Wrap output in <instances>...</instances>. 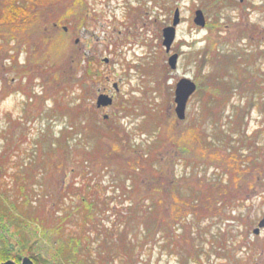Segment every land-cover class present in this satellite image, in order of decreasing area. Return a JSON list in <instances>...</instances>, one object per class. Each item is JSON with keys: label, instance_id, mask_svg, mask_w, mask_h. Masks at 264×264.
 I'll return each instance as SVG.
<instances>
[{"label": "rangeland", "instance_id": "obj_1", "mask_svg": "<svg viewBox=\"0 0 264 264\" xmlns=\"http://www.w3.org/2000/svg\"><path fill=\"white\" fill-rule=\"evenodd\" d=\"M233 1L60 0L57 13L63 14V21L56 19L41 27L39 23L26 25L24 34L7 43L0 34V153L6 151L10 156L9 165L29 166L21 171L30 179L32 176V191L45 201L47 211L60 193H67L81 160L105 187L109 201L113 199L112 208L115 204L123 208L126 198L118 197L123 190L118 185L124 183V171L121 165L112 164L151 151L160 123L168 137L161 136L164 141L154 150L159 160L155 167L162 171L157 178L147 174L140 179L142 195L154 192L164 198L162 213L170 224L176 217L172 207L175 191L182 200L190 201L191 205H182L192 211L185 222L191 225L193 245L182 244L176 251L144 246L135 254L137 264H182L183 258L185 264H198V257L203 264H264V228L258 234L253 232L264 213V0ZM45 3L31 0L38 10ZM176 7L180 22L171 51L179 56L176 68L171 69L162 29L171 23ZM196 9L203 11L204 26L193 22ZM66 18L71 21L65 22ZM43 34L53 40L48 42ZM31 48L43 58L33 66ZM89 54L99 60L102 77L91 86L94 92L73 121L63 105H72L79 94L69 91L66 83L71 73L82 72ZM49 71L56 72L55 81L50 80ZM209 74L219 88L214 90L207 82L206 93L200 96L201 82ZM182 77L194 81L197 89L187 101L185 118L179 120L173 98L175 84ZM104 90L113 96V103L98 108L96 96ZM218 90L210 110L208 92ZM192 124L222 154L237 151L244 163L249 155L254 162L263 163L261 171L237 173L235 183L233 180L214 205L207 203L206 193L213 189L214 180L229 183L235 170L201 154L199 144L193 145V138L186 135ZM180 137L183 142L178 141ZM101 142L110 151L121 143L123 150L115 158H106L103 167L94 168L85 159L86 152ZM14 180H10L12 187H16ZM168 230L178 240L183 233L177 224ZM17 247L19 261L5 258L0 262L20 264L25 257L33 262L27 245Z\"/></svg>", "mask_w": 264, "mask_h": 264}, {"label": "trees", "instance_id": "obj_2", "mask_svg": "<svg viewBox=\"0 0 264 264\" xmlns=\"http://www.w3.org/2000/svg\"><path fill=\"white\" fill-rule=\"evenodd\" d=\"M45 1L41 11L38 10L39 6L31 4V0H0V34L5 37L2 39L6 43L10 39H17L20 34L25 33L26 25L32 27V24L39 23L41 27L49 25L53 21H63V14L57 13L60 0ZM233 2V0H226L228 4ZM77 19L80 18L77 17ZM69 21L71 20L65 19V22L69 23ZM42 36L48 38V42L53 40L45 34ZM28 52L30 53V47ZM205 53L207 52H202V54ZM30 55L31 66L42 58L41 52L36 49L31 48ZM223 57L225 58V55ZM83 66L82 72L71 73L68 83H66L69 91L79 94L72 105H63V110L73 121L81 114L85 99L91 97L94 92V87L91 86L102 77L99 60L93 55L89 54L85 57ZM22 67L26 69L24 64ZM55 73L50 72V80L55 81ZM39 77H43V75L40 74ZM206 77L205 83L202 81L203 85L201 84L199 87V92L202 90L199 93L200 96L202 93L205 95L204 85L207 82L209 83L207 86L214 90L219 88L218 81H214L211 74ZM208 93L211 96V101H209L211 110L215 106L217 99L215 96L218 95L219 90ZM159 125L160 123L157 125L158 136H155L151 151L147 150L134 159L126 156L127 160L125 159L124 163L114 161L112 164L121 165L124 171L125 177L122 179L124 183L120 182L118 185L123 189L119 191L118 197L126 198V205L121 209L117 207V204L114 205L115 209L112 208L111 201L113 199L109 201L105 187L101 185L100 181L94 179L96 174H92L89 171L90 168H86L85 163L87 162L81 160L80 171L77 174L74 173V179L68 185L67 193H60L55 198L50 210L47 211L45 201L39 199L40 196L32 191V176L30 179L28 173L24 174L21 171L22 169L28 170L29 166L19 165L17 162L9 165L11 163L8 160L10 156L6 151L0 153V259L10 258L19 261L20 250L17 249V246L27 245L31 250L34 264H137L135 254L144 246L150 248V245L153 244L164 251H176L182 244L193 245L191 243L193 238L189 236L191 225L185 222L187 214L192 211H187L183 207L186 205H182L183 202L191 205L190 201L182 200L181 194L175 191L173 196L175 204L172 207L176 217L170 224L162 213L164 198L158 197L152 189L153 195L146 194L144 197L142 195L143 183L140 179L147 174H153L157 178L162 171L155 167L159 160L156 159L154 150L157 151L160 142L164 141L161 136H164L165 139L168 137L163 126L159 127ZM90 126V130H94V127ZM167 127L169 128V126ZM215 133L217 134V131ZM186 135H188V139L193 138V145L199 144L202 155L209 154L214 161H220L222 166L227 164L231 170H235L234 174L230 175L229 183L214 180L213 189L210 188V192L205 195L207 203L214 205L219 202V199L222 198L220 196L224 195V191H228L233 180L235 183L237 173L241 172L239 175L252 174L257 169L261 171L263 168V163L254 162L252 155L247 156L246 163H244L237 151L222 154L221 149L214 146L207 136H200L195 125L189 127ZM178 141L183 142L184 140L180 137ZM120 144L113 145V151L116 153L113 154V151L105 149L101 142L93 150L86 152L85 159L92 162V167L100 166L101 168L104 166L106 158L112 159L118 153L121 154ZM86 154L81 156L83 160H85ZM3 156L5 157L2 158ZM213 166L218 168L216 164ZM8 169H11L10 171L13 173L10 177L7 173ZM59 172L61 173V170ZM154 177L151 178L153 181H155ZM14 179L18 182H15ZM126 179L130 181L129 184L125 183ZM10 180H14L16 187H12ZM29 181H31V187ZM200 204L201 202L197 203L196 207ZM47 212H50L49 216ZM198 215L196 214V218ZM175 224L179 225L183 231L178 234L179 240L172 236L168 230L171 225ZM165 236L168 238L164 239ZM43 242L46 243L47 248ZM194 254L198 255V253ZM196 261L198 264H203L199 257ZM182 262L185 264L187 259L183 258Z\"/></svg>", "mask_w": 264, "mask_h": 264}, {"label": "water", "instance_id": "obj_3", "mask_svg": "<svg viewBox=\"0 0 264 264\" xmlns=\"http://www.w3.org/2000/svg\"><path fill=\"white\" fill-rule=\"evenodd\" d=\"M179 22H180V11L179 8L176 7L173 13L171 23L169 25H166L162 29V45L164 46L165 51L167 53H170L167 59V63L171 69L176 68L177 60L179 56L177 52H171V46L176 36V26L179 24ZM193 22L199 26L205 25V17L201 9L195 10ZM104 61L105 62L108 61V58H105ZM113 88L115 90H118L117 82H113ZM196 88H197L196 83L187 77H182L176 82L174 87L173 100L175 104L174 112L179 120L185 118L187 101L190 98V96L195 92ZM112 103H113V97L106 93H99L96 96L95 104L97 107L109 106ZM262 228H264V213L262 214V217L259 219L256 227L253 229V232L255 234H258ZM0 264H16V263H14L13 261H6V262H0ZM20 264H33V262L29 258L25 257L22 259Z\"/></svg>", "mask_w": 264, "mask_h": 264}, {"label": "flooded vegetation", "instance_id": "obj_4", "mask_svg": "<svg viewBox=\"0 0 264 264\" xmlns=\"http://www.w3.org/2000/svg\"><path fill=\"white\" fill-rule=\"evenodd\" d=\"M64 29H65V28H64ZM108 80H111V79H110V78H107V81H108ZM118 88H119V86H118ZM105 92H107V90H106V91L104 90L103 92L98 91V94H99V93H105ZM106 94L110 95L109 93H106ZM110 96H111V95H110ZM112 97H113V96H112ZM103 107H107V106H101V107H98V108H103ZM263 156H264V153H263ZM257 223H258V222H257Z\"/></svg>", "mask_w": 264, "mask_h": 264}]
</instances>
